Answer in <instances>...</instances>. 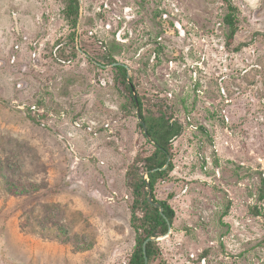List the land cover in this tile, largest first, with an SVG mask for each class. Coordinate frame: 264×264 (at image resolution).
<instances>
[{
  "label": "rangeland",
  "instance_id": "1",
  "mask_svg": "<svg viewBox=\"0 0 264 264\" xmlns=\"http://www.w3.org/2000/svg\"><path fill=\"white\" fill-rule=\"evenodd\" d=\"M69 1L0 0V264H129L142 116L182 126L149 264H264V0Z\"/></svg>",
  "mask_w": 264,
  "mask_h": 264
},
{
  "label": "trees",
  "instance_id": "2",
  "mask_svg": "<svg viewBox=\"0 0 264 264\" xmlns=\"http://www.w3.org/2000/svg\"><path fill=\"white\" fill-rule=\"evenodd\" d=\"M77 5V0H70L69 5H67L70 7V16H76L75 22L79 13ZM228 21L230 24H234L233 19H231V17H228ZM111 61L114 62L112 59ZM117 69L123 71L125 78L124 82L128 83L127 68L123 65H118ZM128 88L132 90V85H128ZM138 101L140 103V108H142L141 100L138 99ZM134 102L136 104L135 99ZM142 117L147 125L148 135H150V137L156 144L155 152L151 156L146 158L145 168L149 177L153 200L154 202H158L161 205L164 210L165 216L161 214L160 207L154 206L148 201V193L143 198V200L139 198L137 199L138 203H135V205H137L135 208H142L143 216H139L138 212L136 211L133 218L132 223L137 233L138 248H136V250L134 251L129 264H145V257L143 251L144 242L149 237H155L159 234H166L168 232L167 219L171 223H173L175 216L174 209L166 201L156 200L155 194L153 193V189L158 178H164L168 176L169 172L172 169V162H170L169 166L166 169L162 168L166 165L168 161V156L172 157L173 155L170 144L174 138H177L179 135H181L182 126H180L177 122H172L170 118H166L165 116H161L151 121H149L144 116ZM130 185L133 188L134 194L140 196L142 194L141 190L147 188V179L138 175L137 181L131 182ZM156 246L157 245L153 241L147 244V256L149 261L157 254Z\"/></svg>",
  "mask_w": 264,
  "mask_h": 264
},
{
  "label": "water",
  "instance_id": "3",
  "mask_svg": "<svg viewBox=\"0 0 264 264\" xmlns=\"http://www.w3.org/2000/svg\"><path fill=\"white\" fill-rule=\"evenodd\" d=\"M117 64H121V63H117ZM126 66V65H125ZM126 68L128 69V71H130V69L128 68V66H126ZM130 77V72H128V78ZM135 99H136V104H137V107L139 109L140 105H139V102H138V98H137V95H135ZM142 125L145 129V132L146 134L148 135V130L146 128V125L144 122H142ZM148 139H151V137L148 135ZM171 162V156H168V161L166 163V165L162 168V169H166L169 164ZM147 185H148V189H149V192H148V201L150 203H152L154 206H158L160 207V212L161 214L164 215V210L163 208L161 207V205L158 203V202H154L153 200V196H152V189L150 187V182L147 180ZM165 216V215H164ZM166 218V217H165ZM167 222H168V232L165 234V235H162V236H155V237H149L146 239V241L144 242V245H143V251H144V257H145V264H149V259H148V256H147V244L151 241H157V240H160V239H164L165 237H167L168 235H170V233L172 232V224L171 222L167 219Z\"/></svg>",
  "mask_w": 264,
  "mask_h": 264
},
{
  "label": "flooded vegetation",
  "instance_id": "4",
  "mask_svg": "<svg viewBox=\"0 0 264 264\" xmlns=\"http://www.w3.org/2000/svg\"><path fill=\"white\" fill-rule=\"evenodd\" d=\"M230 2H231L230 5H234V4L232 3L231 0H230ZM67 19L71 22V20H70L71 18L69 19L68 16H67ZM117 63H118V62H116V66H118V65H123V66H125V64H122V63H121V64H117ZM126 66H127V65H126ZM126 66H125V67H126ZM134 98H135V96H134ZM137 98H138V97H137ZM135 101H136V99H135ZM138 102H139V101H138ZM139 105H140V103H139Z\"/></svg>",
  "mask_w": 264,
  "mask_h": 264
}]
</instances>
